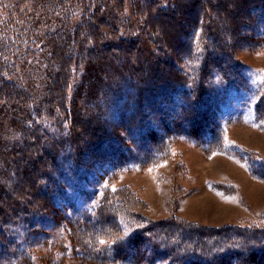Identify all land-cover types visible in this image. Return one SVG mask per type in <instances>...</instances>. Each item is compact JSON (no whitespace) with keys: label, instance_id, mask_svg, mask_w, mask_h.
I'll return each mask as SVG.
<instances>
[{"label":"trees","instance_id":"obj_1","mask_svg":"<svg viewBox=\"0 0 264 264\" xmlns=\"http://www.w3.org/2000/svg\"><path fill=\"white\" fill-rule=\"evenodd\" d=\"M222 1L135 0L127 18L124 0H0V110L28 119L15 159L23 166L18 183L0 193V264H34L29 247L49 240L43 230L50 222L90 264H221L244 259L243 250L246 262L263 264L264 246H254L260 236L264 245V226L212 229L175 216L152 219L127 186L103 187L93 206L79 210L69 197L84 192L78 184L156 165L176 140L204 148L221 142L218 87L247 88L232 45L249 44L255 19L264 37V0H236L241 17L223 15L220 27ZM186 47L199 61L194 84L172 52ZM28 57L42 59V74L26 65ZM124 61L130 77L113 127L105 112L73 97L100 94L95 85ZM18 66L40 80L34 117ZM201 245L208 258L195 253Z\"/></svg>","mask_w":264,"mask_h":264},{"label":"rangeland","instance_id":"obj_2","mask_svg":"<svg viewBox=\"0 0 264 264\" xmlns=\"http://www.w3.org/2000/svg\"><path fill=\"white\" fill-rule=\"evenodd\" d=\"M134 1L124 0V14L127 18L131 17ZM25 4L29 2L26 1ZM220 8L223 12L216 21L220 27L225 25L224 17L226 21H237L241 17L236 0H224ZM253 27L256 36L251 38L249 44L242 43L239 39L232 45L236 58L243 65L247 88L218 87L223 96L222 111L214 114L220 119L223 133L219 135L221 142L213 144L211 148H204L193 141L176 140L172 143L169 155L152 167L124 170L109 182H80L78 187L82 186L84 192L69 194L73 201L72 208L79 210L93 206L103 187L117 189L127 186L142 203L146 216L152 219L166 220L175 216L188 223L212 229L225 226H264V37L257 32L261 30V24L256 19ZM172 52L181 57L178 67L194 84L199 61L190 53L193 52L192 49L186 47ZM132 54L134 52H124L125 57H132ZM35 59L31 61L29 57L26 58V65L32 62V71L42 74V59L39 63V58ZM125 63L126 61L118 64L113 75L102 78V85H95L93 91L101 87L100 94L97 92L94 96L91 93L87 98L73 97V101H77L79 105L105 112L113 127L118 123V115L123 107L122 95L127 89L126 79L130 77V70L125 69ZM32 71L26 72V68L21 71L18 66L20 80L28 86L35 100L32 105L34 117L41 97V84ZM76 83L75 88L82 80L78 78ZM27 121V118L24 119L20 113L11 111L10 108L0 110V193L1 189L10 187L14 190L18 183L16 176L20 166H23L15 163V159L16 153L22 149L21 142ZM70 204L69 202V206ZM43 231L49 235V240L29 247L34 264H90L73 255L71 242L64 229L54 227L50 222ZM261 241L260 236L254 247L262 249L264 245L258 244ZM203 249L204 245H201L195 253L207 257L202 254ZM236 252L234 251V255L238 254ZM243 253L244 259H229L221 264H254L246 262L247 252L243 250ZM261 257L263 260L264 255ZM107 264L124 263L115 261Z\"/></svg>","mask_w":264,"mask_h":264}]
</instances>
